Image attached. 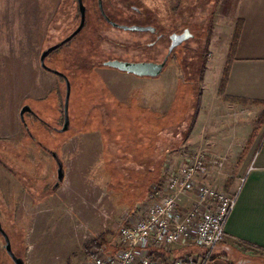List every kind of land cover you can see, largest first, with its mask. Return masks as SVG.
Masks as SVG:
<instances>
[{"label": "rangeland", "instance_id": "1", "mask_svg": "<svg viewBox=\"0 0 264 264\" xmlns=\"http://www.w3.org/2000/svg\"><path fill=\"white\" fill-rule=\"evenodd\" d=\"M101 2L117 19L132 13L133 3L141 11L138 19L152 17L168 32L188 27L193 37L177 49L182 58L177 61L175 53L155 76L102 65L113 58L134 60L140 50L153 49L147 45L148 35L111 26L100 15L98 0H83L82 29L45 58L70 82L69 123L61 130L65 82L40 65L39 55L78 25L77 0H0V223L25 264H87L94 246L114 251L124 214L142 213L152 198L168 192L165 176L176 170L169 165L177 162L181 151L225 155L223 167L212 169L204 181L224 191L236 190L241 177L232 189L226 187L228 178L232 185L244 162L237 158L252 128L258 132L264 123L261 105L241 106L222 98L214 71L200 78L202 63L211 67L226 52L232 30L226 0ZM200 89L195 122L186 134ZM113 98L127 113L124 122L140 115L161 124L170 118L174 104L184 110L174 112L182 119L176 125L168 122L152 143L144 138L154 158L152 174H144L148 170L128 158L126 145H104L100 139V108ZM23 105L39 117L25 112L22 120ZM240 119L243 122L237 124ZM58 160L64 172L61 180ZM112 163L121 170L113 174L117 181L110 173ZM124 167L134 171L128 173ZM123 177L130 182L119 181ZM95 239L100 240L92 242ZM3 243L0 234V264H14Z\"/></svg>", "mask_w": 264, "mask_h": 264}, {"label": "built area", "instance_id": "2", "mask_svg": "<svg viewBox=\"0 0 264 264\" xmlns=\"http://www.w3.org/2000/svg\"><path fill=\"white\" fill-rule=\"evenodd\" d=\"M179 155L169 165L176 170L165 176L168 192L152 198L142 213H125L114 251L94 246L87 264H218L208 251L224 238L241 181L233 191L205 183L203 178L212 169L223 167L225 155H210L201 149ZM189 243L205 252L183 251L173 256L177 246Z\"/></svg>", "mask_w": 264, "mask_h": 264}, {"label": "crops", "instance_id": "3", "mask_svg": "<svg viewBox=\"0 0 264 264\" xmlns=\"http://www.w3.org/2000/svg\"><path fill=\"white\" fill-rule=\"evenodd\" d=\"M225 4L224 7L230 12L232 25L230 39L237 26L239 34L230 60L224 94L264 101V0H226ZM230 39L226 52L223 53L224 57L205 69L207 73L214 71L217 89ZM216 68L220 71H216ZM235 103L247 106L240 102ZM240 120L236 123L241 124L243 120ZM98 134L101 139L99 132ZM149 156L151 159L152 154ZM243 161L235 175L234 183L230 186L232 189L241 177L236 202L225 224L224 238L208 251L210 259L218 264H264V256L251 249H264V123ZM178 249L205 252L202 247L193 243L177 246L174 252Z\"/></svg>", "mask_w": 264, "mask_h": 264}, {"label": "trees", "instance_id": "4", "mask_svg": "<svg viewBox=\"0 0 264 264\" xmlns=\"http://www.w3.org/2000/svg\"><path fill=\"white\" fill-rule=\"evenodd\" d=\"M238 34H239V26H237L235 28L234 34L231 38L230 44H229V48H228V53H227V58L224 62L223 65V69H222V74H221V78H220V82L218 85V90L217 92L219 94L222 95V98L228 101H233V102H240V103H251V104H256V105H261L263 110H264V101H260V100H255V99H245V98H241V97H231L228 96L226 94H224V90H225V83L227 80V76H228V71H229V67H230V60L233 56L234 50H235V46L237 43V39H238ZM206 69V65L205 63H202V66L200 68V78L203 80V76H204V72ZM199 78V79H200ZM106 87V86H105ZM191 87V86H190ZM200 93H201V89L198 92L197 95V100H196V106H195V111L192 114V117L190 118L189 124L187 126L186 129V134H188L192 127L193 124L195 122V118L197 115V107L199 104V98H200ZM100 103V102H99ZM101 105V103L99 104ZM116 105V99L113 98L110 101V104L106 105H101L102 108H100V122L99 125L97 127V129L100 131V135H101V139L104 145L106 144H115V145H126L127 150H129V159L130 158H134L133 160L135 161V164L138 165H143V167L148 170V172H145L144 174H152L150 172V168L154 165V158L153 156L150 159V151L147 147H145L144 145V138L146 137H150V142L152 143V139L155 136L158 135V132H160L159 130L161 128H163L165 125H167V123L172 122L171 124L176 125V123L178 122L177 118V114L179 112L184 113V110L180 108L179 105L174 104V106L172 107V109H169L168 112L171 113V116L168 120H166L164 123L161 124H156L157 122L152 118L150 121H148V119H146L143 116L138 115L137 117H132V119H130L129 122H124L123 118L125 116V114H127L125 111H121V108L119 109ZM175 107V109H174ZM127 110V109H124ZM177 112V114L175 113ZM263 118V116H262ZM106 120V122H105ZM257 120V119H256ZM103 121V122H102ZM156 124V125H155ZM257 124H259V121H257ZM150 133V134H149ZM257 129L253 128L250 132V135L248 136V139L245 143V146L242 149V152L240 153L239 157L237 158V162L241 163V161H243L244 157H245V153L248 152V150L250 149L254 138L257 135ZM152 152H153V148L152 145L150 144ZM124 147V148H126ZM121 159V161L124 160L125 157H122L120 155H118ZM114 164L112 163L110 165V169H112L110 171L112 179L115 181H117V177L114 176L113 174L118 172L121 173V170L113 168ZM125 171H127L128 173H131L132 171H134V169L132 170H127L126 167ZM123 170V169H122ZM144 176V175H143ZM141 177V176H140ZM152 177V176H151ZM125 184H128L130 182V180L126 177H123V179L119 180ZM139 185L142 184L141 179L139 178L138 180ZM233 182V179L230 177L228 178L227 181V185L226 187L230 188L231 183ZM142 186L145 185L143 184ZM100 239H95L92 242H96L99 241ZM251 249H254L256 252L260 253L262 256H264V249H261L260 247H252ZM183 251H187V250H183ZM183 251L181 250H176L175 254H181ZM259 255V254H258Z\"/></svg>", "mask_w": 264, "mask_h": 264}, {"label": "flooded vegetation", "instance_id": "5", "mask_svg": "<svg viewBox=\"0 0 264 264\" xmlns=\"http://www.w3.org/2000/svg\"><path fill=\"white\" fill-rule=\"evenodd\" d=\"M99 1L101 3V8L98 6L99 13L107 23H109L111 26H114L116 28H120L122 30L138 32V33L143 34L145 36L148 35L147 36V40H148L147 45L149 46V49H150V47L153 49V52L150 51L149 53L148 52L142 53L141 52L142 50H140L139 51V53H141L140 56L139 55L136 56L137 58L134 60L124 59V58H113V59L128 60V61H134V62L146 61V62H156V63H160V62L165 60L163 66L161 67V70L158 73V74H160V73H162V71L166 67L168 61L176 55L175 53H177V55L175 56L177 61H179V59L182 58V57L181 58L178 57L179 54H178L177 49L183 48L184 45L186 44V42L191 37H193V34L190 32L188 27H184L181 30H176V31L173 30L171 32H168V30L166 28L160 27L156 23L154 24L152 21V17H148L146 20H142V18L138 19L137 16H139V15H137V14L141 11L133 3H129V5H130L129 8L133 12L127 13V14L124 13L123 15H121V17H119V19H117V18H114V16L111 15L109 13V11H107L103 7L101 0H99ZM101 9L103 10V13H102ZM124 9H126V8H124ZM121 25H125L128 27L132 26V25H136V26H139L140 28L139 29L122 28ZM185 30H188V32H185ZM174 33L177 34L176 37L174 38L175 44L171 47V49H169L171 44H172V41H173L172 34H174ZM185 35H187V36L185 38L181 39V37L185 36ZM158 56H162V58L160 60H158L157 59ZM107 60H111V59H107ZM107 60L102 61V65H106L105 61H107ZM139 76H150V75H139ZM25 112H30L36 118L39 117L38 113L36 111H33L32 109L30 111H25ZM23 119H24V114H23ZM23 126L25 128L27 127L25 122L23 123ZM38 143L41 144L39 142V140H38ZM43 147H45V146H43ZM56 184L57 183H55V185Z\"/></svg>", "mask_w": 264, "mask_h": 264}, {"label": "water", "instance_id": "6", "mask_svg": "<svg viewBox=\"0 0 264 264\" xmlns=\"http://www.w3.org/2000/svg\"><path fill=\"white\" fill-rule=\"evenodd\" d=\"M77 5H78L79 14H80V20H79L78 25L67 36H65L62 40H60L59 42L54 43L52 45H49L48 47L43 49L39 55L40 65L44 69L52 71L55 74L62 77L64 82H65V95H64V102H63V124H62V127L60 128L61 130H66L68 127V123H69L68 102H69V95H70V82H69V79L65 73L48 66L45 63V58L52 50H54L55 48H57L58 46H60L64 42L70 40L75 34H77L82 29V27L85 23V6L83 4V0H77ZM98 6L101 8V3L99 0H98ZM101 11L103 13L102 9H101ZM121 27L122 28H129V29H139L140 28L139 26H136V25H132L129 27L125 26V25H121ZM185 32H188V30H185ZM176 35H177L176 33L172 34L173 41H172V44H171L169 49H171V47L175 44L174 38L176 37ZM186 36L187 35L182 36L181 39L185 38ZM164 61H162L160 63H156V62H146V61L134 62V61H128V60L111 59V60L105 61V64L108 66L118 68L120 70L131 72V73L136 74V75L155 76L161 70V67L164 64ZM30 110H31V108L28 105H23L19 111L20 118L23 119L24 112L30 111ZM63 173L64 172L62 169V164L58 160V166H57V179L58 180H61L63 178ZM0 234L2 235L3 240H4V243H3L4 250L6 251L8 256L11 258L12 262L14 264H25L23 258L16 255L13 252V250L11 248V243H10V239L8 237V234L6 233V231L1 226V223H0Z\"/></svg>", "mask_w": 264, "mask_h": 264}]
</instances>
